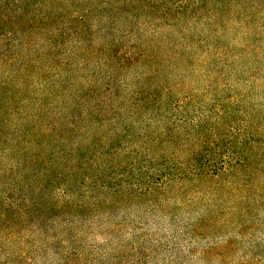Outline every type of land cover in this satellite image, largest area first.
I'll list each match as a JSON object with an SVG mask.
<instances>
[{
    "label": "trees",
    "instance_id": "16d2710c",
    "mask_svg": "<svg viewBox=\"0 0 264 264\" xmlns=\"http://www.w3.org/2000/svg\"><path fill=\"white\" fill-rule=\"evenodd\" d=\"M3 1L0 19L7 18L9 11L12 17L39 14L50 22L52 11L59 16L65 7L45 0L48 8L36 5L31 10L30 1V9L14 4L13 0ZM203 2L195 0L190 4L189 0H182L164 5L153 2L152 11L148 3L137 0L133 2L138 4L134 5L137 12L133 19L146 18L148 24L154 22L161 30H175L180 24H188L200 36L206 35L207 29L214 28L215 24L213 38L209 35L210 40H206V36L202 39L209 48L214 46V40L243 36V43L251 38L248 27L238 33L239 20L226 17L225 6H211L215 13L207 12L208 0ZM109 21L115 26L119 20ZM27 22L26 26L39 24L34 19ZM74 22L78 31H88L84 19L76 18ZM111 25L107 28L111 42L107 40L99 49L93 46L89 52L92 59L100 52L104 55L106 75L93 84L80 86L75 92L74 84L70 86L68 82L75 78L72 72L46 83L49 77H45V71L25 66L32 75H41L28 86L21 76L13 79L8 74L7 69L16 65V61L32 64L40 54L48 55L50 43L39 51L26 50L20 60L8 58L7 51L0 55V133L3 134L0 138V222L9 220L12 212H17L15 200L22 192L28 193L23 198L27 204L30 194L44 198L46 191L53 188L54 198L65 202V207L75 196H81L83 208L89 200L95 199L92 207L97 210L129 205L134 211H147L151 217L161 215L164 219L161 226L145 232L140 230L144 239L124 235L123 247L130 248V243L134 247L132 253L143 256L144 260L137 259V264H148L152 256H161L166 250L172 253L163 260L158 259L163 264H175L177 257L183 259V264H228L231 254L244 252L243 245L236 239L240 237L244 241L246 235L264 225V119H258L256 132L236 135L231 125L238 114L234 108L240 102L238 99H224L225 91L223 94L219 91L214 100L215 112L205 116L199 108L190 112L186 107L188 103H180L176 95H184L192 89L186 82L188 76L199 77L198 84L202 83L212 74L217 76V71L209 68L212 63L230 68L231 60L235 64L234 71L243 69L240 61L250 54L245 50L223 51L225 54L219 52L221 55L217 57L206 54L199 68L193 69L183 63L190 50H182L180 55L172 50H151L150 40L145 41L142 36L137 38L143 50H135L129 46L135 37L133 29H129L124 38L128 45L116 50L117 40L109 31ZM184 27L178 31L180 36L185 34ZM167 42L171 44L164 38L158 44ZM127 71H135L132 82L118 88L117 83L124 79L123 73ZM40 80L43 82L36 84ZM175 80L178 82L173 84ZM85 88L88 92L103 90L102 93L110 96L102 106L91 103L95 99L80 104L75 93L82 94ZM62 90L61 98L68 102L64 109L69 116L64 117V109L58 116H63L66 123L63 124L65 129L60 130L61 122L57 124V118L48 116L46 108ZM66 94H69L68 99L63 97ZM205 98L206 95L193 96L192 102L203 107ZM174 104H178L175 110L178 114L167 120ZM158 110L165 113V120L161 122L168 126L159 133L157 127L149 123L153 111ZM194 112L198 113L195 119L191 115ZM139 115L144 116L145 124L136 119ZM44 121L48 122L46 128ZM53 133L57 135L55 142L49 140ZM27 206L17 213L21 218L31 212L27 209L32 204L29 202ZM122 226L123 223L120 228ZM231 229L235 230L234 238L225 237L224 242L212 240L216 233L222 235ZM138 239L140 244L136 246L133 241ZM148 243V249H153L154 254L146 255ZM257 251L256 257L253 252L242 256L240 264H264V246L257 247Z\"/></svg>",
    "mask_w": 264,
    "mask_h": 264
},
{
    "label": "rangeland",
    "instance_id": "374dc122",
    "mask_svg": "<svg viewBox=\"0 0 264 264\" xmlns=\"http://www.w3.org/2000/svg\"><path fill=\"white\" fill-rule=\"evenodd\" d=\"M28 1L31 2V6L33 5L31 10L36 5L39 8L42 6H47L48 8L49 6L45 0H13L11 2L21 4L24 8L30 9L31 6ZM136 1L48 0V2H51L50 4L61 5V7L65 5V7H62L59 16L54 15L55 13L52 11L53 18L50 22H46L43 15L12 17L11 12L7 11V18L0 19V55L3 51H7L8 58L20 60L19 57L23 56L26 50L39 51L42 50L44 44L50 43L48 55L42 56L40 54L32 64L16 61V65L7 69L8 74H11L13 79H19L21 76L23 82H25L24 84L28 86L32 81L38 80L41 75H32V72L29 73L25 70V66L28 67L27 69L38 70L41 68L39 70L45 71V77H49L46 83L51 80H60L61 75L66 72H72L75 78L68 79V82L70 86L74 84V87H72L74 92L78 91L80 86L93 84L106 75L103 66L105 58L100 52L92 59L89 57V52L93 46L99 49L106 45L107 40L111 42L107 28L111 25L109 20L116 18L119 21L116 22L115 26L111 25L112 28L109 27V31L111 30L110 36L117 40L118 48L116 50H123V47L127 44V40H124V38L128 30L133 29L135 37L129 43V46H133L135 50H138V48L143 50V45L137 38L142 36L143 40H150L151 50H172L177 55H180L182 50H190L184 56L183 63L193 69L199 68L200 62L206 57V54L212 56L216 54L215 56L217 57L221 55L219 52L225 54L229 53L228 50H245L247 54H250L249 57L240 61L244 64L243 69L234 71L235 64L231 60L230 68H221L217 62L212 63L209 68L214 72L217 71V76L216 74H212L211 77L207 76L208 78L202 83L198 84L199 80H201L199 77L188 76L186 82L192 89L184 95H176V100L180 101V103H188L186 107L190 112L199 108V112L205 116L208 114L213 115V112H215L213 108L216 105L214 102L215 96L219 91L222 94L225 91L224 99L231 97L240 101L237 106H234L238 114L233 117L231 125L235 128L233 134L242 135L243 133L251 134L256 132L255 130L259 126L258 119L259 121L264 119V0H208L207 12L213 11L215 13L211 6H225L228 9L224 10V14H228L226 17H231V19L238 18L239 20L237 22L239 24L238 33H243L248 27V32L251 34V38H246L243 43V36L239 39L232 37L227 39V41H225L226 39L214 40L213 48H209L207 42H203L202 39L204 36H206V40L209 39V35H212L211 37L213 38V34H216L214 32L216 30L215 24L213 25L214 28L211 26L209 30L207 29V33L204 36H200L199 32L189 27L188 24H180L175 30H161L154 22L148 24L144 20L146 18H139L136 21L133 19L134 13L137 12V8L134 5L137 6L138 4L133 3ZM142 1L148 3L152 11L151 5L153 2H159L162 5L169 2H182V0ZM189 1L192 4L195 0ZM3 4L4 1L0 0V7ZM10 16L17 22L9 19L11 18ZM76 18L85 20L88 24L87 32L78 31L74 22ZM29 19H34L40 25L38 24L39 26L35 27L33 25L26 26ZM67 20H69V23ZM183 27L185 28V34L180 36L178 31ZM42 37L45 38V41L41 40ZM164 38H168L171 44L167 42L169 45L167 43L159 45V41ZM235 44H238V47ZM164 58L169 60L167 56ZM134 73L135 71L124 72V79L117 83L118 88L124 84H130ZM221 74L226 75L221 77ZM42 82L40 80L36 84ZM177 82L178 80H175L173 84ZM227 88L230 89L226 91ZM88 91L85 88L84 93H75L78 95L76 99L79 100L80 104L95 99L96 102L91 101V103L102 106L105 98L110 96L102 93L103 90L97 92ZM62 94L63 90L60 93H56V99L50 100V105L46 108L48 116L57 118V124L61 122L62 125H59L60 130L65 129L63 124L66 123L63 122V116H58H60L64 108L66 109L68 103L67 100L61 98ZM203 95L207 96L205 98L207 101L203 107H199V103L192 102L193 96ZM64 96H67L68 99L69 94ZM187 97L190 100L192 99L191 102L186 99ZM205 99L196 100L201 102L205 101ZM184 103L181 105L183 106ZM177 107L178 104H174V110H171V114L167 115V120L169 116L176 118L178 113L175 110ZM83 108L84 106L81 109ZM65 109L63 110L64 117L69 116ZM195 112L191 114L193 119L198 115ZM164 114L158 110L156 113L153 111L150 116L149 123L157 127L156 132L158 133L168 129L167 123L163 124L161 122L163 119L165 120ZM136 119L140 120V122L144 121L142 124L146 123V119L142 115H139ZM252 121H254V124ZM46 126H48V122L44 121L43 127L46 128ZM246 126H248V131L245 130ZM1 136H3L2 133H0V138ZM56 139L57 135L55 133L51 134L49 140L55 142ZM70 142H75V140ZM8 145L10 146V144ZM27 194L22 192L21 195L16 197L15 209H17V212H12L9 220L0 222V264H137L136 260H144L143 256L132 253L131 250L134 247L130 243H128L130 248L126 249L123 247L124 235L131 234L142 240L144 237H142L140 230H143L142 232L152 230L159 225L161 226L164 221L161 215L151 217L147 211H134L129 205L97 210L92 207L96 203L95 199L89 200L86 207L83 208V205H80L82 203L81 196H77V198L75 196L65 207V202L54 198L53 188L46 191L44 198L30 194L28 199L32 206L27 209V212L30 209L31 212L21 218L17 213L20 212L21 208L25 209L28 207L27 204L29 202L26 204L23 199ZM61 200L63 199L61 198ZM121 223H123V226L120 228ZM234 231L232 229L227 230L222 235L216 233L212 240L214 242H224L225 237L234 238ZM253 234L254 236H252ZM246 237L244 241L240 237L236 239L243 245L244 252H238L239 255L231 254L230 257L232 259L230 260L229 258L228 264H240L242 262L240 258L248 256L249 252H253V257H256L259 252L257 247L264 246V225L258 226L255 232H251ZM138 242H140L139 239L134 240L133 244L138 246L137 244H140ZM149 246V243L146 244V250L148 251L146 255L154 254L153 249H148ZM169 253L171 254L172 251L168 252L166 250L161 256H152L148 264H163L158 259H165ZM182 260H179L178 257L174 259L175 264H183ZM187 264L204 263L190 262Z\"/></svg>",
    "mask_w": 264,
    "mask_h": 264
}]
</instances>
